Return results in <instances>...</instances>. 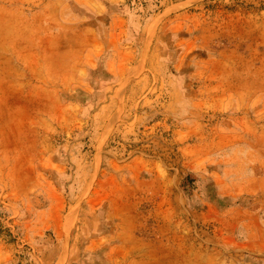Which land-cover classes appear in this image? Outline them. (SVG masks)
Here are the masks:
<instances>
[{
    "label": "rangeland",
    "instance_id": "374dc122",
    "mask_svg": "<svg viewBox=\"0 0 264 264\" xmlns=\"http://www.w3.org/2000/svg\"><path fill=\"white\" fill-rule=\"evenodd\" d=\"M0 264H264V0H0Z\"/></svg>",
    "mask_w": 264,
    "mask_h": 264
}]
</instances>
